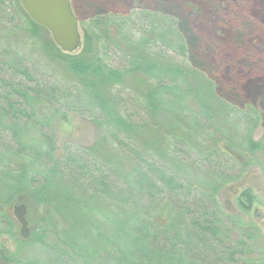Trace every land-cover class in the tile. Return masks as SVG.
<instances>
[{"label": "trees", "instance_id": "trees-1", "mask_svg": "<svg viewBox=\"0 0 264 264\" xmlns=\"http://www.w3.org/2000/svg\"><path fill=\"white\" fill-rule=\"evenodd\" d=\"M133 15L115 23L104 9L96 10L82 24L84 50L68 54L40 37L49 31L20 0H0V24L21 33L10 45L0 38V236H16L18 245L10 251L0 244V264H264L259 227L242 222L219 200L220 190L258 165L257 154L264 153V136L252 137L261 109H234L214 93L210 79L200 110L192 109L182 88L185 74L202 62L193 49L207 52L212 45L196 32L188 38V22L163 8L140 7ZM132 20L135 29L119 59L110 28L121 31ZM27 45L39 48L40 57ZM132 73L148 79L144 93L127 86ZM71 112L91 120L100 145L115 155L70 143L59 149L53 122ZM150 130L160 133L155 142L141 137ZM193 163L202 172L194 179L185 171ZM25 194L41 210L28 237L16 232L6 211L24 202ZM254 201L245 188L238 204L249 211ZM102 206L117 219L110 232L96 224L95 215L107 218ZM53 219L65 236L60 245L44 242ZM28 243L48 251L26 260L21 250ZM108 249L116 256L104 253Z\"/></svg>", "mask_w": 264, "mask_h": 264}, {"label": "rangeland", "instance_id": "rangeland-1", "mask_svg": "<svg viewBox=\"0 0 264 264\" xmlns=\"http://www.w3.org/2000/svg\"><path fill=\"white\" fill-rule=\"evenodd\" d=\"M71 4L79 20L82 41L77 51L68 54H79L84 50V26L82 24L85 22V25H88L89 19L98 9H104L106 13L114 16L115 23H119L117 20L120 18L130 15L134 19L133 14L140 7H145L152 12L163 8L179 19L187 21L188 24L183 25L186 32L188 31L187 37L195 38L196 32L204 43L207 41L213 47L207 52H203L200 47L196 50L193 49V54L198 53L202 57V62L199 61V64L190 66L193 72L185 74V84L182 88L190 94L187 104L194 110H200L198 102L205 92L204 84L207 79H210L214 84V93L230 102L235 107L234 109H245L251 105L261 109L260 120L252 137L254 140H259L264 136V0H71ZM245 21L252 22L254 25L246 28ZM133 22L134 20L129 26L123 25L121 31H118L119 27L113 25L110 28L111 38L121 48V51L118 48L113 49L112 53L117 51L119 59L122 50L126 51L129 47V39L135 29ZM238 29L241 32L246 30L247 32L238 33ZM150 34L155 36L154 33ZM20 36L21 33H14L8 25L0 24V38L5 45H10L17 39L20 41ZM43 36L53 40L51 34L45 30L41 32L40 37ZM237 36H240L239 43L236 40ZM93 42L92 46H95V41L93 40ZM26 48H29L30 51L34 50L33 54L40 57L41 50L39 48L30 46ZM178 60L184 63L183 58L180 57ZM117 61L115 59L114 64H118ZM126 84L130 89L142 94L146 90L148 79L141 73H132L126 76ZM232 88L235 91H232ZM232 92L237 96L231 95ZM225 115L221 112L219 118L225 120ZM53 127L59 149H62L65 143H70L74 147L81 148L97 146L100 153L115 155L109 147L100 145V131L97 126L81 114L71 112L65 120L57 118L53 122ZM231 128L232 131L236 130L234 126ZM158 135L160 133L157 130H150L144 132L141 137L146 140L149 138L155 142ZM115 160L125 165L118 157ZM257 160L258 165L248 168L240 180L229 182L220 190L219 200L225 209L240 214L242 222H253L259 227L261 237L257 241V246L264 249V153H258ZM185 171L192 179L196 175L202 174L201 169L194 163L190 167L186 166ZM245 188H250L255 196L254 205L249 211H242L238 204L239 195ZM23 198L24 202H15L6 207V211L15 222L16 232L23 237H28L29 232L37 225L41 210L37 204L35 205L29 200L26 194ZM21 204L26 206V220L29 223L24 234L21 223L15 215V208ZM101 208L107 218H101L100 214L95 215L96 224L102 230L110 232L117 220L115 213L109 207L102 206ZM52 222L55 220L49 221L51 233L44 242L60 245L65 236ZM16 238V236L3 234L0 236V244L5 245L10 251H16L18 246ZM51 249L49 251H52ZM21 251H23L22 258L28 260L33 256L43 255V252L48 250L41 244L28 243ZM104 253L116 256L114 250L108 249Z\"/></svg>", "mask_w": 264, "mask_h": 264}, {"label": "water", "instance_id": "water-1", "mask_svg": "<svg viewBox=\"0 0 264 264\" xmlns=\"http://www.w3.org/2000/svg\"><path fill=\"white\" fill-rule=\"evenodd\" d=\"M31 19L46 28L55 44L65 53H74L81 46L82 33L71 0H20ZM26 206L15 208L22 232L28 222Z\"/></svg>", "mask_w": 264, "mask_h": 264}, {"label": "flooded vegetation", "instance_id": "flooded-vegetation-1", "mask_svg": "<svg viewBox=\"0 0 264 264\" xmlns=\"http://www.w3.org/2000/svg\"><path fill=\"white\" fill-rule=\"evenodd\" d=\"M23 234H24V231H23Z\"/></svg>", "mask_w": 264, "mask_h": 264}]
</instances>
